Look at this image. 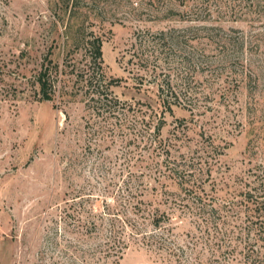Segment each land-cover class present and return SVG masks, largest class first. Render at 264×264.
<instances>
[{"label": "rangeland", "instance_id": "rangeland-1", "mask_svg": "<svg viewBox=\"0 0 264 264\" xmlns=\"http://www.w3.org/2000/svg\"><path fill=\"white\" fill-rule=\"evenodd\" d=\"M0 264H264V0H0Z\"/></svg>", "mask_w": 264, "mask_h": 264}, {"label": "trees", "instance_id": "trees-1", "mask_svg": "<svg viewBox=\"0 0 264 264\" xmlns=\"http://www.w3.org/2000/svg\"><path fill=\"white\" fill-rule=\"evenodd\" d=\"M95 48V54L100 58L101 56V42L97 40L96 44L92 43ZM37 82L40 84V92L42 99H50V94L46 90L48 83L45 77V71L38 72L36 76ZM139 201L133 203L129 197L126 199L117 198V206L110 212V205L105 204L102 213L96 214L95 217H89L82 224L84 226V232L87 234L89 241V247L85 248L86 254L90 256H96V260H117L122 256L123 251L128 247L129 240L140 236L145 243H147V232L145 227V221L147 220L150 225H158L159 217L155 214L145 212L144 209H137ZM141 210V218L134 216ZM131 213V215H129Z\"/></svg>", "mask_w": 264, "mask_h": 264}]
</instances>
